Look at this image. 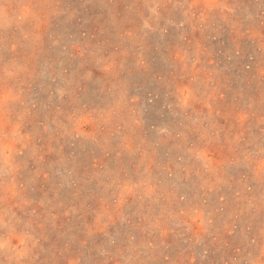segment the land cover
<instances>
[{
  "label": "rangeland",
  "instance_id": "obj_1",
  "mask_svg": "<svg viewBox=\"0 0 264 264\" xmlns=\"http://www.w3.org/2000/svg\"><path fill=\"white\" fill-rule=\"evenodd\" d=\"M0 264H264V0H0Z\"/></svg>",
  "mask_w": 264,
  "mask_h": 264
}]
</instances>
